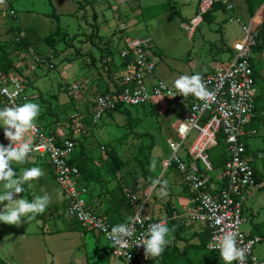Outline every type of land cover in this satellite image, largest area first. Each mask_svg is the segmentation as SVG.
Returning a JSON list of instances; mask_svg holds the SVG:
<instances>
[{
    "label": "rangeland",
    "instance_id": "1",
    "mask_svg": "<svg viewBox=\"0 0 264 264\" xmlns=\"http://www.w3.org/2000/svg\"><path fill=\"white\" fill-rule=\"evenodd\" d=\"M89 1L92 4L82 8L80 5L83 0H0V44L4 45L12 60L19 64L17 72L25 76L26 98L23 103L34 102L41 106V116L40 119L37 117L36 122L44 124L48 121L47 123L64 136L71 133L72 121L77 120L81 124L77 133L84 149L91 152L88 162L90 175L100 176L104 182L96 186L99 193L108 201L119 199L124 216L129 218L133 214L134 206L126 204L125 193L130 191L139 195L144 191H150L154 188L153 180H157L160 183L152 190V196L143 213L165 220L167 204L182 210L190 203L188 191L180 184L175 172L171 169L164 172L162 166V160L169 154L166 140L169 138L178 140L174 131L187 114L186 107L181 102L170 104L168 113L161 117L128 109L135 118L133 129L125 124V115L117 112L105 113L97 124H92L91 119L95 112L87 108L89 105L92 107L95 95L102 92L101 88L97 87H90V92L87 91L88 88L81 84V80L91 76L93 80L89 81L94 86L102 85L101 83L110 85L117 73L113 71V74L107 76L104 67H101L100 71L99 67L95 68L96 64L95 66L91 64L88 54L95 55L96 59L101 61L100 50H105L107 46L114 58H119L118 52L123 48L124 38H150V53L156 65L155 78L172 87V82L181 75L190 76L196 73L203 75L209 73L221 61L227 62L230 55L219 59L217 58L220 56L219 53L209 52V49H215V45H219L220 27L233 42L241 41L243 35L237 24L220 21L226 13L222 8H218L213 12L212 21L203 19L190 38L187 31L181 27V23H188L193 17L195 0ZM249 1L257 5V2L264 0ZM166 2L176 6L179 16H176L173 10L163 12L159 5ZM229 2L236 7L238 13L240 10L243 14L246 12L245 0ZM11 11L14 12L13 16L10 15ZM53 12L58 15V19L52 16ZM263 12H260L261 16ZM94 23L98 26L104 42L98 43L97 47H84L87 44L84 43L85 35L87 32L90 33ZM12 26L17 27V32H10ZM57 28L67 32L69 37L79 35L72 42L74 48L65 49L62 42L53 51L45 42L44 38ZM19 32L29 40L32 52L31 49L18 47L14 43V38ZM76 50L80 53L75 54ZM33 56H37L40 62L34 61ZM256 58L257 54L254 55V59ZM30 65H34V71L30 72L28 79L26 71ZM257 65L264 70V59L261 58ZM97 71L99 72L96 73ZM120 72L123 73L124 70L118 69V75ZM70 86H76L77 91L70 94ZM85 92L89 93L82 99L81 95ZM73 103L77 106H73ZM79 104L82 105L79 107ZM47 107L50 111H46ZM258 115L264 118V112H259ZM2 133L3 129L0 128V136ZM124 133L127 137L117 141L116 139ZM133 133H146L155 141L148 167L149 181L141 176L134 156L138 147L141 144H149L150 139L148 137L140 139L133 136ZM196 136L195 131L191 132L185 146H191ZM263 136L264 128L261 127L257 135L248 139L251 153H254L257 147L263 146ZM107 144L114 147L119 158L125 162V166L118 173L109 170L105 152L109 146ZM102 146H106L104 151L101 150ZM223 151L222 144L209 149L208 156L211 162L223 159ZM255 154L258 155L257 152ZM153 161L155 168L151 167ZM34 166L43 170V176L32 181L31 186L26 184L25 192L18 194L16 198L24 196L31 200L35 195L47 194L50 197L49 206L39 215L41 219L22 222L19 226L0 223V260L4 264H115L108 252L109 244L103 237H98L99 246L96 250L107 252L109 257L97 260L98 255L95 253L97 251H93L92 236L89 234L84 241L81 233L67 230L74 226V221L67 216L64 195L50 177L43 160L31 158L23 165L13 164L17 174H20L23 168ZM218 171L219 169L214 170L215 177H218ZM164 181H167V196L161 197L159 190ZM259 194L263 196V191L260 190ZM168 226L171 229V225ZM190 231L191 227H185L183 230L185 235ZM80 244L85 245L79 248ZM260 247L264 249V242L255 249ZM202 255V252L194 254L195 264H206ZM209 261L211 264H223L214 255H209Z\"/></svg>",
    "mask_w": 264,
    "mask_h": 264
},
{
    "label": "built area",
    "instance_id": "2",
    "mask_svg": "<svg viewBox=\"0 0 264 264\" xmlns=\"http://www.w3.org/2000/svg\"><path fill=\"white\" fill-rule=\"evenodd\" d=\"M217 1L219 0H198L193 17L188 23L181 24L189 37L193 36ZM223 5L228 14L226 21L237 24L243 38L232 44V55L225 64L201 75L209 95L203 99L192 95L185 99L179 95L169 96L172 87L156 79L154 75L156 65L150 53V38L126 37L119 59L122 62L131 59L128 70L116 82L113 92L99 94L93 99L95 113L91 119L92 124H97L105 113L114 111L117 106L150 107L161 117L168 113L170 104L181 102L185 105L187 114L175 130L178 140H166L169 154L162 160V166L164 172L169 169L174 171L180 184L191 193L192 205L187 209L173 211L165 220L155 219L143 212L152 196V190L157 185L139 195L126 192V204L134 206L133 219L127 222L131 234L126 238V243L116 245L108 238L112 226L107 216L89 206L88 189L81 185L80 172L71 163L77 152L75 142L60 135L55 129L54 133L45 129V124L36 121L35 128L26 133V139L30 140L32 147L29 156L43 160L49 167L55 183L64 195L67 216L76 220L84 230L103 237L109 244L108 252L115 264H148L150 258H146L143 247L135 243L151 224L161 221L171 225L172 231L179 226L200 225L209 234L207 251L218 258L219 251L211 249L210 245L225 232H235L238 247L245 251L246 264H264V258L258 257L254 252L260 238L250 236L242 229L245 222L244 193L256 186L253 166L245 158V136L246 128L255 118V100L259 95L252 58L264 19V2L254 17L246 23L233 16L235 8L232 4L223 1ZM10 15L13 16L14 12L11 11ZM122 29L121 26L120 30ZM261 54L264 59V49ZM34 60L40 62L38 58L34 57ZM30 70H34V66H30ZM69 89L70 94L77 91L76 86H70ZM25 90V76L14 70H0V108L23 104ZM193 131L197 136L191 146L186 147L185 142ZM218 134H221L225 145L226 161L219 169L218 177L214 176L211 183L210 176L214 169L208 150L217 146ZM8 143L4 135L1 136L0 144ZM101 150L104 151V147Z\"/></svg>",
    "mask_w": 264,
    "mask_h": 264
},
{
    "label": "clouds",
    "instance_id": "3",
    "mask_svg": "<svg viewBox=\"0 0 264 264\" xmlns=\"http://www.w3.org/2000/svg\"><path fill=\"white\" fill-rule=\"evenodd\" d=\"M182 96L184 99L189 95L203 99L209 95L202 83L199 73L193 75H181L172 82L169 96ZM41 113V106L34 102H25L15 107L0 108V128L3 129L4 137L9 141L7 145L0 144V223L5 225L19 226L22 222L32 221L43 214L50 203V197L35 195L31 200L24 196L16 198L18 194L25 192V185L31 186V182L43 176L40 167L23 168L17 174L13 164L23 165L30 160L29 153L32 150L30 140L26 139V133L35 128V121ZM187 131V129H184ZM155 168V161L152 162ZM160 183L153 180V186ZM159 194L167 196V181L162 182ZM6 202V203H5ZM132 221V217L128 218ZM165 221L153 223L146 232L141 233L136 245L142 246L146 258H157L165 251L169 244L170 233ZM128 223H121L111 227L108 238L116 245L126 243L130 235ZM211 249L219 251L220 260L223 264H246L244 249L238 247L237 234L225 232L217 237Z\"/></svg>",
    "mask_w": 264,
    "mask_h": 264
},
{
    "label": "trees",
    "instance_id": "4",
    "mask_svg": "<svg viewBox=\"0 0 264 264\" xmlns=\"http://www.w3.org/2000/svg\"><path fill=\"white\" fill-rule=\"evenodd\" d=\"M263 2L264 1L257 2V5H255V4H252L249 0H245L248 14L250 16H252L255 12V9H257L260 5H262ZM217 3H218V1L214 4L212 10L204 17L205 21H212L211 19H213V15H212L213 12L218 10ZM90 4H92L91 1L83 0L80 7L83 8L86 5H90ZM172 4H171V2H166V3L159 5V6H161L163 8V12H165L167 10H173L175 15L179 16V12L176 9V6L172 5ZM159 6H155V7H159ZM224 10H225V7H224ZM52 16H54L56 19H58V15H56L54 12L52 13ZM91 27L92 28H91L90 33L85 35L84 43H89L91 47H97L98 43H102L103 37L99 36L98 26L95 23ZM16 30H17V27H15V26H12L10 28V32H14V31L17 32ZM20 34H21L20 32H19V34L17 33V35L14 38V43L18 47L28 49L29 46L31 45L29 40L26 38V36H24L22 34L20 35ZM78 36H79L78 34H75L72 37H69L67 32L62 31V29H60V28H57L51 34L46 36L44 39H45V42L51 47V49L53 51H55L56 47L62 42L65 45L64 46L65 49L74 48L72 42L75 41ZM95 40H97V42H95ZM123 47H124V45H123ZM104 49L105 50H103V49L100 50V48H99V50L102 52L101 55H99V60H102V54L104 52L109 54V55H112L108 48L105 47ZM263 49H264V19L260 25V37H259L258 44L253 49L252 62L254 60V55L261 53L263 51ZM122 50H123V48L118 52L119 55H120V52ZM79 53L80 52L78 50H76L75 54H79ZM88 55L90 57L91 64L93 66H95V64L98 60L95 59L90 53ZM130 61H131L130 58H128L127 60H125L123 62L120 60V65L123 66L124 68H126V70H128L127 67L129 65ZM104 65L105 64H102V66H104ZM252 66H253V70H254V77L256 79V83H257L258 87L260 88V90H262L264 93V78L262 76H260L259 72L257 71V69L255 67L254 62L252 63ZM14 69H15V66H14L13 60L10 57L7 49L4 47V45L0 44V70L2 72H7L9 70H14ZM119 79L120 78L117 77L115 79V81L119 80ZM0 105H1V103H0ZM48 109H50V108L47 107L46 111H50ZM128 109L129 110H131V109L140 110L142 112L148 113L149 115L157 116L155 114V112L153 111V109H151L150 107L147 108L145 106H141L140 108H137V107L127 108L124 106H117L114 111L107 112V113L117 112V113L125 115V117H126V123L125 124L127 126H129L130 129H133V124L135 123V118L132 117V115ZM147 109L149 111H146ZM256 111H257V106H256V100H255V113H256ZM43 127L54 133V131H53L54 128L52 127L51 124L45 123V125ZM1 136H3V133L1 134ZM133 136L138 137L140 139H143L144 137H148L150 139L149 144H141L138 147L137 152L134 156V160H135L137 166L139 167V169L141 171V176L144 178V180L149 181L148 167L150 165L151 152L155 146V141H154L152 136H150L146 133H144V134L133 133ZM126 137H127V134L124 133L122 136H120L116 140L121 141V140L125 139ZM67 138L74 141L75 144L78 142L76 139L72 138L71 133H69L67 135ZM217 139H218L217 145H219V144L224 145V143L222 142L221 134L217 135ZM263 142H264V137H263ZM107 145H109V146L105 152H106V162L108 164L109 170L112 171L113 173H118L125 166V162L119 158L118 153L114 147H112L110 144H107ZM77 146H78V148H77L78 151L75 153V156L72 158L71 163L74 164L78 168V170L80 172V176L82 175L85 179H88V181L103 184L104 182L101 181L102 178L100 176L94 177V176L90 175L91 173L89 172V167H88L89 157L87 156V151L84 149L82 143H79L78 145L76 144V147ZM102 147H104V146H102ZM105 147H104V150H105ZM260 152L262 154H264V146L262 149H260ZM225 161H226V155H225V145H224L223 159H219L218 161L211 162V165H212L214 170H217V169H220L224 166ZM48 169H49V167H48ZM51 178L54 179L53 176ZM213 180H214V175H211L210 176V182L212 183ZM185 188L188 189L187 187H185ZM169 208H170V206H169V204H167L166 209H167L168 214L170 216L172 211H170ZM119 210H120V208H107L104 212H101L105 216H107L108 221L112 227L117 225V224L125 223V220L122 219L121 215L119 214ZM36 219L37 220L41 219V216H40V218H39V216H37ZM73 221H74V227L76 230L82 231L83 233L89 232L87 230H84L76 220H73ZM182 229H183L182 226H179L176 228L175 233L177 236H179ZM191 237H193V236H191ZM194 237L198 238V240H199L198 243L186 244L181 250H179L177 247H173L172 249L165 248V251L162 253V255L160 257L150 258L148 264H195L194 254L200 253V252L203 253L202 259H203L204 263L207 264L208 263L207 261L209 260V255H213L212 253H210L206 249L209 234L207 233V231H202L200 233H196L194 235ZM101 259H102L101 256H98V260H101ZM218 259H220V258H218ZM0 264H4V262H2L0 260Z\"/></svg>",
    "mask_w": 264,
    "mask_h": 264
},
{
    "label": "crops",
    "instance_id": "5",
    "mask_svg": "<svg viewBox=\"0 0 264 264\" xmlns=\"http://www.w3.org/2000/svg\"><path fill=\"white\" fill-rule=\"evenodd\" d=\"M223 1H226L228 3H230V2H229V0H219L218 1L217 7L218 8H222L224 10ZM197 2H198V0H195L194 5H193V7H194L193 15L195 14V11H196ZM230 4H232V3H230ZM245 5H246V3H245ZM260 7H261V5L257 9H255L254 14L252 16H250L248 14V12H247V8H246V12L243 14V13H241V10L238 13L236 11V7L234 6V8H235L234 10L235 11L232 14H233V16H235V17L239 18L240 20H242L241 21L242 23H246L252 17H254L255 13L258 12V10L260 9ZM224 12H225V10H224ZM212 15H214V14H212ZM227 15L228 14H226L225 16H223L220 19V21L221 22H226ZM181 24H185V23H181ZM221 29H222L221 27L218 29V31H220V33H221L220 38H219V45L218 46L215 45V49H212V48L209 49V52L210 53H212V52L219 53L220 56L219 55L217 56V58H219V59L222 58L225 55H227V56L230 55L228 57V60H229V58L231 57V54H232V52H231V46H232V44L234 42L231 41V39L228 37L226 31H222ZM87 34H88V32H87ZM99 36H100V34H99ZM192 37H190V38H192ZM95 42H97V40H95ZM103 42H104V40L102 39V43ZM86 46L89 47L90 44L87 43V44L84 45V47H86ZM31 48L32 47L30 45L29 46V49H31ZM106 48H108V47L106 46ZM31 52H32V49H31ZM91 53H93V52H91ZM29 55H31V54H29ZM257 55H258V58L254 59L253 62L255 63V67H256L257 71L259 72L260 76H262L264 78V70H262L257 65V62L261 61L262 54L259 53ZM103 56L104 57L102 58L101 61H97L96 62V67L95 68H98L99 67V69L101 71L102 70L101 67H104L105 68V71L107 72V76H108V74H113L114 72L117 73L116 74L117 76H114L112 78L113 82H111L110 85H107L105 83H101L102 85H97L96 84L95 86L92 85V82H90V81L93 80L91 78V76L89 78L86 76L85 78H83L81 80V84L84 87L88 88L87 91H89V92H90V89L92 87H97L98 89L101 88V92L102 93H100V94H103V93L104 94H108V93L113 92L115 90V88H116V82L118 81V80L115 81V79L117 77H121L125 73V71H126V68H124L123 66L120 65V59L119 58H114V55H109V54L108 55H105V53H103ZM34 57L35 58H38L37 56H33V60H34ZM93 57L96 59V56L95 55ZM224 62L221 61V63L218 64L216 67L225 64ZM13 63H14V66H15L14 71L17 72L18 71L17 69L19 67V64H17L14 61H13ZM102 64H105V65L102 66ZM30 66L28 68V71H26L27 74H28L27 75L28 79H29L30 72L31 71H34V70H30ZM216 67H214V68H216ZM121 68L124 70V72L123 73L120 72V74L118 75V69H121ZM213 69H211V70H213ZM98 72L99 71H97L96 73H98ZM89 92L83 93L81 95L82 99ZM97 95H99V94H97ZM97 95H95V97ZM74 105L75 104L73 103V106ZM81 105L79 104L78 106L80 107ZM91 105H92V107L90 105L88 106V108H87L88 110H92V109L94 110V105L93 104H91ZM75 106H77V104ZM256 106H257V111L255 113L256 116L252 120L251 124L246 128V136H245V140H246V153H245V158L253 166V169H254V172H255V180H256L255 181V184H256V186L247 189L245 191V193H244V198H245V200H244V208H245L246 215H244L245 222L242 225V229H243V231L246 234H248L250 236H257L258 238H260L261 241H260V243L258 245H261V243L264 242V154H262L260 152V149H262L263 146H264V142H263V137L264 136L262 137L263 146L262 147H257L256 150H255V152H257L258 155H256L255 152L254 153H251L250 152L249 144H248V139L250 137H252V136L257 135L259 128H261V127L264 128V118L263 117H260L258 115L259 112H264V93H263L262 90H260V88H259V95L256 98ZM73 113H75V112H73ZM39 116H41V114ZM39 116H38V118H39ZM47 122L48 121H46V124H48ZM80 127H81V124H79L77 120L72 121V124H71V127H70V131H71V134H72V138L73 139H76L78 141L76 143L77 145L80 143L79 142L80 135L77 133V131H78L77 129H79ZM55 131H56V129H55ZM57 133H59V132H57ZM174 134H175V131H174ZM62 136H64V135H62ZM65 137H67V135ZM0 140H1V136H0ZM77 148H78V146H77ZM90 153H91L90 151H87V156L88 157H90V155H91ZM48 172L50 174V177H52L51 172L49 171V169H48ZM80 183H81V185L85 186L88 189V196H87L88 204H89V206L91 208H93V210H95L97 212H104L107 208H120L119 214L121 215V218L125 220V223L129 222L128 217H125L124 214H123L122 207L119 206L120 205V200L119 199H114V200L109 199V201H108L104 196H102L99 193V189H97V187H96V186H98L99 183H94V182L88 181V179H85L82 175L80 176ZM185 190L188 191V189H186V188H185ZM260 190L263 191V196H260V194H259L260 193ZM188 194H189V200H190L189 206L183 207L182 210H185V209H187L188 207H190L192 205V195H191V193L189 191H188ZM169 205H170V211H172V212L173 211H176V212L182 211V210H178V209L174 208L171 204H169ZM133 214H134V211H133ZM133 214H132L131 217H133ZM165 216H166V219L169 217V214H168L167 209L165 211ZM155 219H157V218H155ZM195 226H198V227H195ZM188 227H191V231L187 235H185L184 232H183V230H184L185 227H183V229H182L181 233L179 234V236L176 235V233H175L176 230L175 231H172L171 234H170V238H169L170 242L166 246V248L172 249L173 247H177L179 250H181L186 244H192V243L196 244V243H198L199 240H198L197 237H194V235L196 233H200V232L204 231L203 228L200 225H192V226H188ZM67 230H69V231H77V232L81 233L82 236H83L84 241H86V237H88L89 234H90L92 236V242H93V245H94L93 251H95L96 248L99 246L98 237L96 236L95 233H93V232H92V234H91V232L83 233L82 231L76 230L74 226L73 227H69ZM191 236H193V237H191ZM84 245L85 244H80L79 245V248L84 247ZM254 252H255V254L258 257L264 258V249L262 247H260L259 249H255ZM95 253H97L98 256H101L102 259L105 256L106 257H109L108 256L109 254H107V252H105L103 250L101 252H99V250H98ZM94 256H95V254H94ZM98 256H96V259L97 260H98ZM207 262H208L207 264H211V262L209 260Z\"/></svg>",
    "mask_w": 264,
    "mask_h": 264
}]
</instances>
